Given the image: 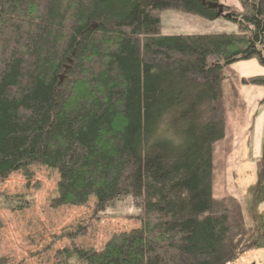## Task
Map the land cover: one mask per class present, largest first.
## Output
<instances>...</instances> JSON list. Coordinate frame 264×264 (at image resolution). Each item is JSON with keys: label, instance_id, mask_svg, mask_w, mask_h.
Masks as SVG:
<instances>
[{"label": "trees", "instance_id": "16d2710c", "mask_svg": "<svg viewBox=\"0 0 264 264\" xmlns=\"http://www.w3.org/2000/svg\"><path fill=\"white\" fill-rule=\"evenodd\" d=\"M217 1L0 0V180L47 169L53 209L98 221L128 199L138 211L98 250L73 227L53 264H232L264 248V222L244 243L212 198L220 74L264 68V0H238L237 34L160 33L162 12L213 20ZM242 82L264 90V76Z\"/></svg>", "mask_w": 264, "mask_h": 264}, {"label": "rangeland", "instance_id": "374dc122", "mask_svg": "<svg viewBox=\"0 0 264 264\" xmlns=\"http://www.w3.org/2000/svg\"><path fill=\"white\" fill-rule=\"evenodd\" d=\"M231 12L242 13L238 0H218ZM233 19L203 17L178 11L162 12L164 36L237 34ZM264 76L256 60L242 61L220 74L219 108L224 137L213 151L212 198L238 219L242 242L255 237L264 222V90L243 79ZM261 164V167H259ZM57 176L41 169L31 181L21 174L0 180V260L6 264H53L54 254L70 243L63 237L84 225L87 237L77 245L101 249L114 233L137 228V209L124 200L108 209L98 221L92 208L53 209ZM25 206V208H21ZM27 207V208H26ZM241 233V232H240ZM232 264H264L263 249H245Z\"/></svg>", "mask_w": 264, "mask_h": 264}, {"label": "water", "instance_id": "95a60500", "mask_svg": "<svg viewBox=\"0 0 264 264\" xmlns=\"http://www.w3.org/2000/svg\"><path fill=\"white\" fill-rule=\"evenodd\" d=\"M208 8L212 9V10H217V12L215 14L216 18H224V19H229V20L232 19L230 14H223L222 6L218 5L217 3L209 4ZM233 20H236V19H233Z\"/></svg>", "mask_w": 264, "mask_h": 264}, {"label": "flooded vegetation", "instance_id": "af4514ba", "mask_svg": "<svg viewBox=\"0 0 264 264\" xmlns=\"http://www.w3.org/2000/svg\"><path fill=\"white\" fill-rule=\"evenodd\" d=\"M218 5L222 6V9H223V14H230V16H232V12L229 10L228 7H226L224 4H220L218 1L216 2ZM214 4V3H213ZM212 10V9H211ZM212 11H215L217 12V10H212ZM216 14V13H215ZM233 19V18H232Z\"/></svg>", "mask_w": 264, "mask_h": 264}]
</instances>
